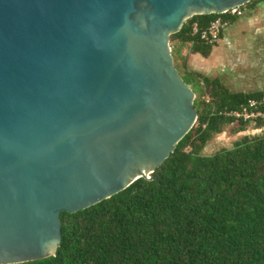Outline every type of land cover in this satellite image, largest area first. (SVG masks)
<instances>
[{"label": "water", "instance_id": "1", "mask_svg": "<svg viewBox=\"0 0 264 264\" xmlns=\"http://www.w3.org/2000/svg\"><path fill=\"white\" fill-rule=\"evenodd\" d=\"M253 0H0V264L150 180L197 120L170 36Z\"/></svg>", "mask_w": 264, "mask_h": 264}, {"label": "trees", "instance_id": "2", "mask_svg": "<svg viewBox=\"0 0 264 264\" xmlns=\"http://www.w3.org/2000/svg\"><path fill=\"white\" fill-rule=\"evenodd\" d=\"M218 16L228 22L235 18L196 15L170 36L180 77L196 95L208 98H195L193 128L150 180L140 178L75 214L62 212L56 255L23 264H264V130L230 149L202 154L215 135L236 122L230 112L264 93H232L176 63L183 45L209 55L216 44L201 41L192 26L202 31ZM255 122L257 129L264 126L263 119ZM237 123L241 132L248 122Z\"/></svg>", "mask_w": 264, "mask_h": 264}, {"label": "rangeland", "instance_id": "3", "mask_svg": "<svg viewBox=\"0 0 264 264\" xmlns=\"http://www.w3.org/2000/svg\"><path fill=\"white\" fill-rule=\"evenodd\" d=\"M261 1V0H256V2ZM254 3V4H255ZM246 7H243L244 14L247 13L248 9H245ZM256 32V29H249L245 32L247 35L245 39H239L238 42L234 43V47L231 48V50L235 53H242L245 58V63L240 66V69H238V72H229L227 70L222 71V72H217L214 71L215 73L220 75V83L223 85L228 86L230 90L233 91H240L243 90L244 92H252L255 91L253 90L254 88L251 87L253 84H256L255 81H253L252 76H255V78H258L257 82L259 84L262 82L263 79L262 76H264V73H262L263 70V62H261L262 57L258 56L259 62L254 61L255 58V51H260L258 55H261L264 50V29L260 30L257 32V34L261 35H256L261 37L262 40H256V36L253 34ZM257 42L259 44L257 45ZM220 44V42L218 43ZM216 44V45H218ZM257 45V46H255ZM188 46L183 45L179 53L176 55V63L180 68H183V66L186 67V69L192 73H195L200 75L199 73V68L194 67L190 65L188 62L189 60V55H188ZM231 58V57H230ZM257 59V60H258ZM221 70H223L221 68ZM196 71V72H195ZM202 76V75H200ZM211 78H214V73H210ZM204 77V76H203ZM261 80V81H260ZM223 85V86H224ZM263 90V89H262ZM200 97L201 100H207L208 98L203 94L196 95L195 98ZM238 123L235 122L231 125H228L223 128V132L220 134L215 135L205 146V148L202 151V154L205 156H210L213 155L215 152L221 150V149H230L232 148L233 144L237 141H239L242 137L244 136H253V135H259L263 130L264 126L260 129H257V124L256 122H248L246 123L244 130L241 132H238Z\"/></svg>", "mask_w": 264, "mask_h": 264}, {"label": "crops", "instance_id": "4", "mask_svg": "<svg viewBox=\"0 0 264 264\" xmlns=\"http://www.w3.org/2000/svg\"><path fill=\"white\" fill-rule=\"evenodd\" d=\"M245 9H248L246 11L247 13L243 14L240 17L234 18L233 20H230L226 27L223 29L220 35L219 42L220 44L215 45L209 55L207 57H202L201 55L197 53H193L189 50L188 47V55L189 60L188 62L190 65L194 67L199 68L200 75L208 78V79H214L219 82L220 81V75L215 73L222 72V71H229V72H238V69H240V66L245 63V58L242 53H235L231 50V48L234 47V43L238 42L239 39H245L246 34L245 32L249 29H256V32L253 34L254 36L259 35L257 32L264 29V0L258 1L252 6L246 7ZM261 36V35H259ZM256 36V40H262L261 37ZM259 42H257V45ZM255 45V46H257ZM260 51H255V60L257 63L260 61L258 56L262 57V60L260 63H264V50L261 55H258ZM231 57V58H230ZM258 59V60H257ZM264 65V64H263ZM221 68L223 70H221ZM262 73H264V66L262 67ZM196 72V71H195ZM210 73H214V78H211ZM198 74V73H197ZM253 81H255L256 84L251 85L255 91L252 92H244L243 90L240 91H231L228 86L224 85L230 92L232 93H245V94H252V93H264V76H262L261 79L262 82L259 84L257 82L258 78H255V76H252ZM261 81V80H260ZM263 89V90H262Z\"/></svg>", "mask_w": 264, "mask_h": 264}, {"label": "built area", "instance_id": "5", "mask_svg": "<svg viewBox=\"0 0 264 264\" xmlns=\"http://www.w3.org/2000/svg\"><path fill=\"white\" fill-rule=\"evenodd\" d=\"M242 7H237L229 10L228 12L221 14L230 17H240L244 14ZM228 21L222 16L216 17L210 22V24L204 30L200 31L196 25L192 26L193 34L198 35L199 39L207 44H217L220 39L221 32L226 27ZM189 47V45H187ZM208 100V99H207ZM206 100V101H207ZM264 106V95L259 101L248 100L247 105L243 106L238 111L230 112L228 115L235 118L236 122L239 120L247 122H255L257 119L264 120V111L258 109V106Z\"/></svg>", "mask_w": 264, "mask_h": 264}]
</instances>
